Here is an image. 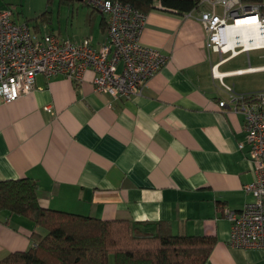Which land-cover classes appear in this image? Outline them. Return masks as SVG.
Masks as SVG:
<instances>
[{
    "label": "crops",
    "instance_id": "1",
    "mask_svg": "<svg viewBox=\"0 0 264 264\" xmlns=\"http://www.w3.org/2000/svg\"><path fill=\"white\" fill-rule=\"evenodd\" d=\"M60 1L67 17L87 16V36L39 26L30 29L36 36L89 38L96 48L108 42L104 15L81 0ZM17 13L15 7L14 18ZM197 18V12L146 14L140 41L167 62L141 96L97 93L94 74L86 71L77 85L39 75L28 94L10 103L0 97V181H34L45 209L162 222L176 235L214 238L205 264H264V249L228 245L224 211L238 212L251 201L244 187L253 174L242 115L217 105L227 97L220 80L237 94L264 91V83L239 80L264 75V63L240 60L254 51L232 57L208 51ZM37 230L25 217L2 214L0 260L25 251Z\"/></svg>",
    "mask_w": 264,
    "mask_h": 264
},
{
    "label": "built area",
    "instance_id": "2",
    "mask_svg": "<svg viewBox=\"0 0 264 264\" xmlns=\"http://www.w3.org/2000/svg\"><path fill=\"white\" fill-rule=\"evenodd\" d=\"M81 1L106 17L108 42L98 48L89 38L73 42L51 33L38 37L26 23L14 20L15 7L0 9V97L4 103L31 92L39 75L63 76L77 85L86 71L94 74L95 92L131 99L141 96L149 80L166 64L164 55L140 41L145 14L117 1ZM200 7L197 19L206 33L208 51L232 57L264 50V43L261 48L246 50L234 35L238 27L264 26V0H201ZM249 42L253 47L252 36ZM220 85L227 97L219 100V109L243 117L253 174L252 182L244 187L251 201L238 212L224 211L231 224L228 245L264 249V91L237 94L221 80ZM238 148L243 150L244 144L239 143Z\"/></svg>",
    "mask_w": 264,
    "mask_h": 264
},
{
    "label": "trees",
    "instance_id": "3",
    "mask_svg": "<svg viewBox=\"0 0 264 264\" xmlns=\"http://www.w3.org/2000/svg\"><path fill=\"white\" fill-rule=\"evenodd\" d=\"M110 1L145 15L155 10L175 15L201 10V0ZM48 14L47 9L44 15ZM5 213L25 217L38 230L25 251L8 254L0 264H205L215 244L211 237L173 234L162 222L101 220L42 208L38 185L28 178L0 181V216Z\"/></svg>",
    "mask_w": 264,
    "mask_h": 264
},
{
    "label": "rangeland",
    "instance_id": "4",
    "mask_svg": "<svg viewBox=\"0 0 264 264\" xmlns=\"http://www.w3.org/2000/svg\"><path fill=\"white\" fill-rule=\"evenodd\" d=\"M1 7L10 5L16 7L18 13L15 18L20 23H26L32 30L34 27L39 26L43 31L61 28L63 34L67 29L69 36L73 34L87 36V16L80 14L77 18H69L66 15V5L60 0H0ZM87 9V6L84 7ZM48 9L50 14L44 15ZM260 55H264V51H254L249 54L241 56L240 60L245 65H254L264 63V58L259 59ZM248 59V60H247ZM239 80L252 84L264 83V75H249L243 76Z\"/></svg>",
    "mask_w": 264,
    "mask_h": 264
},
{
    "label": "bare ground",
    "instance_id": "5",
    "mask_svg": "<svg viewBox=\"0 0 264 264\" xmlns=\"http://www.w3.org/2000/svg\"><path fill=\"white\" fill-rule=\"evenodd\" d=\"M234 32V35L239 37V42L245 47L246 50L249 48H261L260 44L264 43V26H259L257 28L254 26H242L234 29ZM250 36H252L253 39V47H251L249 42ZM216 74H218V72H216Z\"/></svg>",
    "mask_w": 264,
    "mask_h": 264
}]
</instances>
